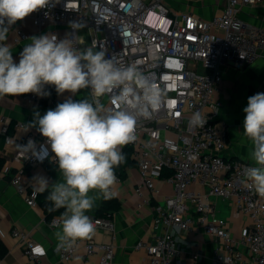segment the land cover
Returning <instances> with one entry per match:
<instances>
[{"label": "built area", "instance_id": "2783aa9c", "mask_svg": "<svg viewBox=\"0 0 264 264\" xmlns=\"http://www.w3.org/2000/svg\"><path fill=\"white\" fill-rule=\"evenodd\" d=\"M203 1L53 0L27 17L32 19L29 27L34 32L53 25L56 28L52 34L58 39L75 37L80 49L96 45L94 50H104L106 58L114 56L119 63L135 64L164 92L155 117L138 123L137 138L127 145L142 179L139 195L147 189L156 197L158 179H164L173 189V194L164 199L165 206L155 209L152 241H140L135 247L146 251L148 264H187L180 259L179 245L183 233L193 225L215 240L212 264H264V198L241 183L243 169L252 164L223 156L227 136L213 123L221 108L216 99L221 92L223 68L228 65L241 70L264 54V31L247 25L240 17L243 8L264 5V0H221L222 9L209 20L195 15V2ZM183 3L192 8L178 11L173 7ZM23 21L10 29L15 32L16 44L29 39L21 29ZM73 24L80 27L73 28ZM60 28L66 29V35L59 33ZM27 98L38 101L34 93ZM102 102L113 107L109 97ZM196 111L207 115L204 127L190 126ZM0 133L11 145L9 126L4 124ZM29 139L33 136L17 140L16 145ZM43 144L55 163L46 138ZM36 149L40 151L41 146ZM15 158L28 167L41 160L27 158L17 147ZM11 182L29 207L38 206L39 193L27 187L20 175ZM213 199L228 201L247 217L242 236L235 237L226 219L216 214ZM110 216L92 219L95 232H113ZM59 218H52L50 225ZM11 235L22 248L26 259L22 264H43L42 252L35 251L40 249L39 244L29 232L14 228ZM99 251L102 255L92 260ZM56 252L62 263L76 256L92 264H114L115 259L114 244H100L93 238L78 241L67 251L56 247Z\"/></svg>", "mask_w": 264, "mask_h": 264}, {"label": "clouds", "instance_id": "9594fccd", "mask_svg": "<svg viewBox=\"0 0 264 264\" xmlns=\"http://www.w3.org/2000/svg\"><path fill=\"white\" fill-rule=\"evenodd\" d=\"M52 2L0 0V97L28 93L48 96L45 85H53L58 95L90 89L89 98H68L43 116L35 112L27 124V128L37 127L46 138L63 177L50 184L46 177L35 176L31 186L37 193H49V211L64 209L59 222L54 220L51 226L56 229L57 249L67 251L78 241L94 236L95 225L87 213L98 200L117 197L115 168L126 162L122 148L136 140L138 123L155 117L164 92L135 64L119 63L114 56L106 58L104 50H94L96 45L80 49L71 36H33L20 52L19 62H14L10 45L4 43L10 29ZM104 97H109L113 107L102 102ZM243 111V133L251 142L253 163L243 169L241 183L264 198V93L250 96ZM206 122L207 115L200 111L189 120L193 128L204 127ZM16 147L27 158L43 159L47 155V149L41 146L37 151L31 139Z\"/></svg>", "mask_w": 264, "mask_h": 264}, {"label": "crops", "instance_id": "0c3cea01", "mask_svg": "<svg viewBox=\"0 0 264 264\" xmlns=\"http://www.w3.org/2000/svg\"><path fill=\"white\" fill-rule=\"evenodd\" d=\"M223 7L221 0H205L195 2V15L205 20L211 19ZM241 19L247 24L264 31V5L245 7L240 14ZM32 19L27 17L20 24L21 29L27 34V40H21L19 44L14 41L13 30H10L5 41L10 45L14 62H19L20 52L23 47L31 43L30 38L49 34L56 28L49 25L40 29V33L34 32L29 27ZM59 33L66 35V29L60 28ZM48 96H38V101H30L28 94L18 96L0 97V132L4 124L9 126V133L13 137L11 145L5 143V137L0 133V264H22L25 257L18 241L11 235L14 228L26 230L39 244L43 254V264H92L76 256L68 263H62L56 252V239L51 227L52 218L45 213L43 203L29 207L24 196L19 194L12 185V178L20 175L22 182L27 187L31 186L35 176H44L49 183L63 180L57 165L48 158V148L43 144V137L37 127L27 128V124L33 121L34 113L41 116L49 109H54L57 104L71 98L79 101L89 98V89H82L73 95L69 92L58 95L53 85H45ZM256 93H264V54L253 63L239 70L231 66L223 68V82L221 92L217 99L221 102L218 115L213 123L227 136V148L223 156L228 160H239L252 164L250 159L251 142L244 136L243 121L248 98ZM211 109L207 113L211 114ZM28 135L33 136L36 147L43 146L47 149V155L34 167H28L15 158L16 141L25 140ZM125 146H123L122 151ZM118 183L115 189L117 197L111 199L118 208L110 213L113 232L99 229L92 237L100 244L112 243L115 246L114 264H148V256L145 250H136L140 241H152V228L157 206H165L164 199L173 194L172 186L164 179L155 182L157 194L154 198L147 189H143V196L137 193V188L142 184L141 175L135 165L125 169L123 176L118 175ZM168 172L165 176H168ZM41 193H39L40 195ZM150 197V200L148 198ZM42 198V202H43ZM216 214L226 219L231 232L235 237L242 236L248 219L238 212L228 201L213 199ZM110 207L109 200H98L96 207L87 213L91 219L95 218L102 207ZM197 221V215L194 214ZM180 259L187 264H212L215 240L206 236L202 229L193 225V229L183 233L180 241ZM102 251L92 259L101 256ZM197 255V258H194ZM93 261V262H94Z\"/></svg>", "mask_w": 264, "mask_h": 264}, {"label": "trees", "instance_id": "16d2710c", "mask_svg": "<svg viewBox=\"0 0 264 264\" xmlns=\"http://www.w3.org/2000/svg\"><path fill=\"white\" fill-rule=\"evenodd\" d=\"M123 154L126 157V162L121 164L119 167L115 168V172L118 175L123 176L124 174V170L131 168L133 166H135V162L131 159V150L128 149L127 145H125L124 149H123ZM49 193L46 191L44 193H41L39 195V201L41 203H43L44 207H45V213L48 214V217L51 218L54 215H62V213L64 212V209H59L56 211H49L50 207H51V202L47 201L46 197ZM42 198H43V202H42ZM110 203V207L106 208V207H102L98 213V215L96 217H107L108 214L112 213V211L116 210L118 208V205L113 202V200H109Z\"/></svg>", "mask_w": 264, "mask_h": 264}, {"label": "rangeland", "instance_id": "374dc122", "mask_svg": "<svg viewBox=\"0 0 264 264\" xmlns=\"http://www.w3.org/2000/svg\"><path fill=\"white\" fill-rule=\"evenodd\" d=\"M173 7L178 10V11H181V10H185V9H191L192 8V5H186V4H180L178 6H175L173 5Z\"/></svg>", "mask_w": 264, "mask_h": 264}, {"label": "snow or ice", "instance_id": "6c2138e0", "mask_svg": "<svg viewBox=\"0 0 264 264\" xmlns=\"http://www.w3.org/2000/svg\"><path fill=\"white\" fill-rule=\"evenodd\" d=\"M35 251L39 253L41 250L39 248H37V249H35Z\"/></svg>", "mask_w": 264, "mask_h": 264}]
</instances>
